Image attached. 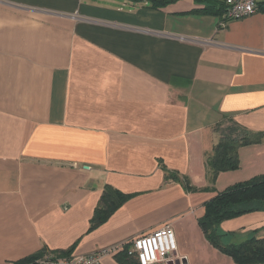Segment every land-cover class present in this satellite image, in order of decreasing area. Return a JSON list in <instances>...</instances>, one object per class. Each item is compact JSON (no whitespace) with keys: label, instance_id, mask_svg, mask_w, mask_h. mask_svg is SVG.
Here are the masks:
<instances>
[{"label":"crops","instance_id":"1","mask_svg":"<svg viewBox=\"0 0 264 264\" xmlns=\"http://www.w3.org/2000/svg\"><path fill=\"white\" fill-rule=\"evenodd\" d=\"M203 7L0 0V264L85 256L167 224L183 258L167 264H236L198 221L218 193L264 175V142L215 182L206 165L220 127L264 133V10L221 26L191 13ZM107 186L133 197L89 231ZM219 233L223 245L264 239V211Z\"/></svg>","mask_w":264,"mask_h":264},{"label":"trees","instance_id":"2","mask_svg":"<svg viewBox=\"0 0 264 264\" xmlns=\"http://www.w3.org/2000/svg\"><path fill=\"white\" fill-rule=\"evenodd\" d=\"M130 2H148L153 9L166 7L178 0H128ZM203 8L195 9L191 13L196 15H214L221 17L226 9L222 0H195ZM259 8L264 10V0L259 2ZM221 129L220 140L213 152L207 155V174L211 182H215L218 175L224 172L236 171L240 168L239 149L242 147L264 142V133H250L237 126L234 122ZM167 175L177 182H182L187 192H196L187 178L180 180L178 176L168 172ZM133 196L125 195L107 186L95 210L90 223L89 231H93L105 223L117 210H119ZM205 214L198 221L206 240L219 252L230 257L236 264H264V239H249L241 244L223 245L219 227L225 220H230L244 214L264 211V175L256 176L248 181L234 184L213 199L204 204ZM74 247L55 254L57 257H71ZM126 246L116 255L121 264H139L128 253ZM46 249L12 264H36L46 256Z\"/></svg>","mask_w":264,"mask_h":264},{"label":"built area","instance_id":"3","mask_svg":"<svg viewBox=\"0 0 264 264\" xmlns=\"http://www.w3.org/2000/svg\"><path fill=\"white\" fill-rule=\"evenodd\" d=\"M226 9L223 15L221 26L229 22L239 21L248 18L258 11L257 0H222ZM128 246V253L135 258L139 264H167L175 257L180 261L183 258L177 257L178 244L175 231L171 225L163 227L136 238H132L121 244H115L98 252L85 256L53 257L46 256L36 264H100L104 256H110L122 252Z\"/></svg>","mask_w":264,"mask_h":264}]
</instances>
